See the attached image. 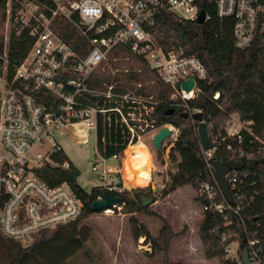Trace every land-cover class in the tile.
<instances>
[{
    "label": "built area",
    "instance_id": "built-area-1",
    "mask_svg": "<svg viewBox=\"0 0 264 264\" xmlns=\"http://www.w3.org/2000/svg\"><path fill=\"white\" fill-rule=\"evenodd\" d=\"M13 2L20 3L15 21L29 28L33 44L23 61L11 69L9 30L0 53V231L27 246L41 230L75 221L82 212L83 201L69 183L50 185L40 175L44 168L72 165L69 157L62 158L66 152L59 140L68 127L74 128V140L83 143L89 142L94 130L97 143L99 114L116 112L128 131V146L165 125L172 130L169 145L177 139L178 128L156 125L153 112L158 101L152 95L115 93L113 84L103 88L91 85L94 75L101 68L106 70L105 63L114 49L124 46L143 57L171 88L172 99L190 116L202 113L201 108L190 107L189 101L202 92L199 83L207 79L208 70L197 56L186 54L182 48H165L152 31L161 11L198 23L202 10L198 0H8L9 26ZM214 4L220 19L232 20L236 48L249 47L258 36L264 45V0H214ZM208 19L206 13L205 21ZM67 39H82L84 44L74 48ZM190 76H195L197 84L185 93L181 84ZM100 96L112 105H98ZM251 124L240 118L228 123L223 139H233L237 144L227 145V162L247 165L251 159L264 158V140L254 134ZM247 135L251 136L248 140ZM215 148L203 150L207 161ZM124 151L110 158L99 155L92 165L109 190L128 188L123 177ZM259 165L264 166V162ZM209 166L212 178L196 189L202 211L219 213L232 224L230 215H240L241 208L258 194L257 189L246 190L251 185L247 179L251 169L227 171L234 199L231 203L219 185L215 164ZM222 241L225 258L235 264H244L245 253L250 264H264V236L258 229L249 230L244 221L239 231L224 233ZM220 264L226 263L220 259Z\"/></svg>",
    "mask_w": 264,
    "mask_h": 264
},
{
    "label": "trees",
    "instance_id": "trees-1",
    "mask_svg": "<svg viewBox=\"0 0 264 264\" xmlns=\"http://www.w3.org/2000/svg\"><path fill=\"white\" fill-rule=\"evenodd\" d=\"M7 1L0 0V53L4 50L3 27L7 20ZM198 3L200 8L210 16V19L203 24L180 20L168 11H161L156 17L152 31L165 48H182L186 54L197 56L207 67L208 77L199 83L202 92L189 101V105L192 108L202 109L209 136L216 146L209 161L206 160L200 142L198 124L190 117H184L185 108L172 99L171 88L164 83L156 70L151 68L143 57L134 55L124 46H118L110 54L111 59L131 55L137 59L140 67L119 74L100 70L91 82L92 86L99 88H103L105 84H113L115 93L130 92L144 96L152 95L158 101L153 112L156 125L160 127L171 124L179 129L171 150V160L176 164V172L170 174L171 185L164 189L163 195L165 196L185 185H191L197 189L203 181L212 178L213 173L209 164H215L216 161L226 163L229 160L227 145L233 143L236 146L237 143L233 139L223 138L226 136V128L233 115H238L242 121H252L251 127L254 134L264 140V45L262 38L258 36L255 42L247 48H236L232 38V20L220 19L217 16L214 0H198ZM19 10L20 3L13 2L8 43L11 69L23 61L33 44L29 28L22 27L20 22L15 21ZM224 20L230 22L229 49L219 47L214 38L218 36V33L215 31L213 33L216 22ZM66 29L72 32L70 27ZM190 29L195 30L197 36L207 42L206 48H200L194 40L189 38L187 32ZM67 40L74 48L84 44L82 39ZM216 93H219L218 97H215ZM98 105L110 107L112 103L104 101L100 96ZM172 108L175 111L168 114L167 112ZM97 133L96 148L101 157L110 158L114 154H122L129 144L126 126L116 112L99 114ZM250 137L247 135V140ZM62 158H68V155L63 153ZM247 172V179L251 185L247 186L246 190L250 193L257 189L258 194L254 201L241 208L240 215H230L233 220L232 224H227L223 215L219 213L203 211L199 233L208 258L218 257L226 264H235L231 259L225 258L222 235L233 230L239 231L242 221L249 230L258 229L260 236H264V166H256ZM138 173L131 176L123 173L124 178L132 181L126 182V186L136 187L132 190L126 188L122 191L109 190L104 185H97L88 191L79 184L80 170L74 163L70 168L42 169L40 175L48 184L55 185L62 182L70 184L83 201L82 212L75 221L60 224L52 229L41 230L34 235L33 241L27 246L7 237L0 231V264H70V259L86 247L92 234L91 227L80 226V222L95 213L92 204L102 195L119 196V205L123 206L125 213L131 214L135 236L137 238L144 236L146 240L151 241L154 252L167 251L172 235L169 224L165 223L159 236H154L149 228L139 222L135 216L139 212L150 210L148 206L143 205V197L152 194L150 187H144L148 186L146 185L147 180L141 179L135 182ZM196 199L200 204L202 203L197 195ZM257 223H260L259 226ZM174 263L184 264L169 260L166 262V264Z\"/></svg>",
    "mask_w": 264,
    "mask_h": 264
},
{
    "label": "rangeland",
    "instance_id": "rangeland-1",
    "mask_svg": "<svg viewBox=\"0 0 264 264\" xmlns=\"http://www.w3.org/2000/svg\"><path fill=\"white\" fill-rule=\"evenodd\" d=\"M7 20L3 27L4 36L9 32ZM214 31L216 43L223 49L230 47V22L217 21ZM140 64L133 56L124 55L109 59L105 63L106 71L112 74L127 72L139 68ZM103 71V69H100ZM238 120V115L232 116ZM228 126V125H227ZM73 127L59 136L60 143L68 157L79 168V184L90 191L94 186L102 185L104 179L92 170V165L99 159L97 153L96 134L91 130L87 143L73 140ZM153 134L146 133L142 139L152 153L155 165L152 171L140 166L136 171H126L127 176L138 173L135 180H147L144 187H150L152 194L147 198L152 202L147 205L149 211L139 212L135 216L145 224L154 236H159L165 223L171 228V239L167 251L154 252L152 242L144 236L136 237L131 214L123 211V206L95 212L83 219L80 226L91 227L92 234L86 247L70 259V264H166L167 260L184 264H220V258H208L199 233V223L203 218L202 206L196 199V188L191 185L182 187L177 192L163 195L164 189L171 185L170 174L176 172V164L171 160V137L164 141L163 150L157 152L152 142ZM169 145V146H168ZM3 152L0 147V157ZM132 182V181H130ZM142 187V186H138ZM136 187L126 188L132 190Z\"/></svg>",
    "mask_w": 264,
    "mask_h": 264
},
{
    "label": "water",
    "instance_id": "water-1",
    "mask_svg": "<svg viewBox=\"0 0 264 264\" xmlns=\"http://www.w3.org/2000/svg\"><path fill=\"white\" fill-rule=\"evenodd\" d=\"M206 20V12L202 9L199 13L197 22L198 24H203ZM189 38L194 40L195 43L200 48H206L207 42L200 39L197 36V32L193 29L188 30L187 32ZM197 84L195 76H190L187 78L182 84L181 87L185 91V93H189ZM175 111L174 108L169 110L167 113L171 114ZM184 117L191 118L198 122V135L200 138V142L202 144L203 150H211L214 148V143L209 136L207 123L203 119L202 113H194L192 116L188 112L183 113ZM172 134V130L169 128L168 125L163 126L160 130H158L152 138L153 146L157 152H161L163 150V143L166 139H168ZM264 158L260 159H251L248 161L247 165L240 161L230 160L226 164L222 163L221 161L215 162V172L216 177L219 182L223 193L225 194L227 200L231 203L234 202L233 195L229 189L227 180H226V173L229 169L238 170L248 167L249 169H253L257 164L263 163ZM152 202L151 199L147 197H143V205L147 206ZM120 204V197L119 196H109V195H102L100 198L95 200L92 204V208L95 212H101L109 208L117 207ZM244 264H250L249 258L247 253L243 255Z\"/></svg>",
    "mask_w": 264,
    "mask_h": 264
},
{
    "label": "bare ground",
    "instance_id": "bare-ground-1",
    "mask_svg": "<svg viewBox=\"0 0 264 264\" xmlns=\"http://www.w3.org/2000/svg\"><path fill=\"white\" fill-rule=\"evenodd\" d=\"M78 127V126H74ZM128 147V146H127ZM126 147L123 161V170L126 171H136L140 166H144L148 171H152L154 168V164L152 162V153L148 148L147 143L141 139L133 145ZM124 177V176H123ZM125 182H130L126 178ZM111 210L109 209L108 212Z\"/></svg>",
    "mask_w": 264,
    "mask_h": 264
},
{
    "label": "crops",
    "instance_id": "crops-1",
    "mask_svg": "<svg viewBox=\"0 0 264 264\" xmlns=\"http://www.w3.org/2000/svg\"><path fill=\"white\" fill-rule=\"evenodd\" d=\"M71 136H72V138H73V140H74V136H73V135H71ZM124 157H125V154L123 155V161H124ZM123 161H122V166H123ZM185 186H187V185H185ZM182 187H184V186L178 187V188L175 189L173 192H177V191H179Z\"/></svg>",
    "mask_w": 264,
    "mask_h": 264
}]
</instances>
